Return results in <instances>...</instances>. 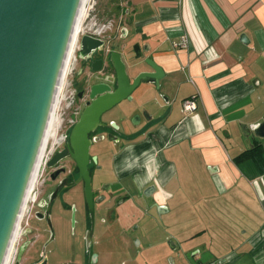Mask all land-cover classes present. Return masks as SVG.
I'll return each mask as SVG.
<instances>
[{
  "label": "crops",
  "instance_id": "0c3cea01",
  "mask_svg": "<svg viewBox=\"0 0 264 264\" xmlns=\"http://www.w3.org/2000/svg\"><path fill=\"white\" fill-rule=\"evenodd\" d=\"M123 27L166 78L159 91L143 85L133 94L134 111L106 114L118 128L102 135L119 142L93 150L110 173L104 183L124 199L120 235L135 228L149 237L178 216L170 264H264V138L252 130L264 122V0H123ZM133 56L125 53L128 66ZM192 98L197 108L185 113ZM114 232H100L110 247L98 241L97 264L131 249L127 235L113 242ZM165 242H139L121 264H169ZM57 243L66 245L60 230Z\"/></svg>",
  "mask_w": 264,
  "mask_h": 264
},
{
  "label": "water",
  "instance_id": "95a60500",
  "mask_svg": "<svg viewBox=\"0 0 264 264\" xmlns=\"http://www.w3.org/2000/svg\"><path fill=\"white\" fill-rule=\"evenodd\" d=\"M83 0H0V264H6L15 240L27 195L38 170L59 89L64 78ZM129 37L122 29L121 39ZM112 50L101 39L83 36L80 57L91 60L99 53V65L92 66L85 84L90 101L70 136L68 149L49 163L54 167L71 156L85 184L86 204L94 211V194L89 171L91 134L99 129L118 128L105 123L106 114L120 107L122 114L134 111L133 94L143 85L160 90L166 78L163 68L141 43ZM245 41L246 36H242ZM128 51V52H127ZM125 53L133 54L131 64ZM139 115L135 118L139 120ZM264 138V122L252 129ZM105 137H94L95 143ZM109 141L118 142L112 135ZM155 187L149 189V193ZM159 211L165 206L157 205ZM92 232L87 237L92 242Z\"/></svg>",
  "mask_w": 264,
  "mask_h": 264
},
{
  "label": "flooded vegetation",
  "instance_id": "af4514ba",
  "mask_svg": "<svg viewBox=\"0 0 264 264\" xmlns=\"http://www.w3.org/2000/svg\"><path fill=\"white\" fill-rule=\"evenodd\" d=\"M81 23L66 64L64 78L55 106L54 122L51 126L49 125L50 130H48L47 141L41 155L40 164L6 264H50V253H55L59 256L61 251L57 245L58 230L61 227L59 223H62L66 214H70L71 216L73 215L74 224L76 225L78 209L75 200L79 196L83 197L86 210L89 215H92L93 219L94 211L91 212L89 210L85 200V184L83 181L78 182L80 174L76 162L69 156L59 161L54 167H49V163L57 153L65 149H68L69 155L71 154L70 136L72 130L80 119L87 103L90 101L85 80L90 75L92 66L101 59V56L99 53H96L92 56L91 60H84L80 57L79 51L83 36L89 35L101 39L112 50L119 51L112 46V40L116 34L118 38H121L124 27L120 28L119 26L117 33L113 30L115 26L111 25L106 31L99 29L81 34ZM128 32L130 36V31ZM98 65V63L95 64L96 67ZM65 88L67 91L64 97L66 104L62 116L58 118L56 110L61 102L62 91ZM102 132L103 130L99 129L95 134L90 135L92 145L90 147L91 161L89 171L94 194V209L96 205L100 207L104 206L105 209L111 212L112 220H114L117 214L116 210L124 202V199L118 198L111 184L104 183L103 178L108 177L110 173L106 170L103 171L97 159L93 156V150L97 144L93 138L105 137L104 140H108V136L102 135ZM51 184L53 185V190L45 198L44 187ZM57 202L58 204L55 206ZM33 221L45 223L47 227L42 230L40 227H36ZM49 226L50 228H48ZM54 243L56 245L55 248L49 249ZM93 259H95V263L97 264L98 255L93 257L91 254L89 256L90 263Z\"/></svg>",
  "mask_w": 264,
  "mask_h": 264
},
{
  "label": "rangeland",
  "instance_id": "374dc122",
  "mask_svg": "<svg viewBox=\"0 0 264 264\" xmlns=\"http://www.w3.org/2000/svg\"><path fill=\"white\" fill-rule=\"evenodd\" d=\"M122 8H123V0H88L86 3V10L85 16L81 23V34L87 32L101 30H107L111 25H114V32L117 33L118 26H120L121 22V15H122ZM132 35H130L127 39L118 38V35L114 37L112 40V46L114 49L121 50L122 46L127 45L130 43ZM70 78V76H69ZM68 78V79H69ZM67 94L66 88L62 91L61 94V102L56 110V116L60 118L63 113V109L66 104V100L64 99L65 95ZM45 195L44 197L47 198V194L53 190V185H48L44 187ZM82 196V195H81ZM58 202L55 204V206ZM75 204L77 206V223L74 224L73 215L66 214L65 218L62 220V223H59L61 238L63 242H65V246H61L59 256L57 254H49L50 257V264H62V263H71V264H89V256L92 254L93 257L99 255L100 247L97 245L98 241L101 239L99 237L100 232L109 229L110 227L114 228L113 234V242L119 239H122V236L128 238L129 242L131 243V249L126 251H122L120 253H114L109 256L110 261L108 264H121L129 261V259L134 258L136 256L137 248L139 242H143L144 244H149V242L154 243L160 240H166L164 243L163 248L159 249L161 252L164 250L165 256H172V257H165L167 262L170 264L171 259L178 258V250L173 251L171 249V244L169 241H174L178 243V232L180 231V226L178 227V216L177 217H165L160 221V230L156 232H152L149 237L143 235L142 231L133 228L130 232H127L126 235H120L122 231L120 229L119 224H115L114 220H112L111 212L104 208V206L100 207L96 205L94 209L93 219L92 215H89L83 197L76 198ZM190 221L188 217H186ZM182 220V217H180ZM33 224L36 227H40L42 230L47 227L45 223H39L33 221ZM113 224L116 226L114 227ZM177 224V225H175ZM118 225V226H117ZM118 227V228H117ZM50 228V226L48 227ZM120 231V232H119ZM165 231L166 233L164 234ZM92 234V242L91 245L88 246L87 237L90 233ZM46 235V234H44ZM168 236V237H167ZM99 242H103L104 247L108 253V246L107 240H100ZM55 243L50 246L49 249H53ZM111 252V250H109ZM55 254V256H54ZM109 254V253H108ZM116 254V255H115ZM146 255H149L146 253ZM112 260V261H111ZM90 264H96L95 259L92 260Z\"/></svg>",
  "mask_w": 264,
  "mask_h": 264
},
{
  "label": "bare ground",
  "instance_id": "6f19581e",
  "mask_svg": "<svg viewBox=\"0 0 264 264\" xmlns=\"http://www.w3.org/2000/svg\"><path fill=\"white\" fill-rule=\"evenodd\" d=\"M87 1H88V0H83L82 7H81V9H80V11H79L78 20H77V24H76V31H75V35H74V39H73V42H72V46H71L70 52H71L72 47H73V45H74V41H75V38H76V36H77V32H78V29H79L80 22L82 21V19H83V17H84L85 10H86V3H87ZM70 52H69V55H70ZM67 61H68V60H67ZM64 72H65V71H64ZM60 88H61V86H60ZM59 91H60V89H59ZM54 115H55V113H54ZM53 122H54V117L51 118L49 125L51 126V125L53 124ZM48 130H50V129L48 128ZM48 132H49V131H47V136H48ZM47 136H46V141H47ZM35 176H36V174H35ZM35 176H34V178H33V181H32L31 187H30V189H29V192H30V190H31V188H32V185H33V183H34ZM29 192H28V195H29ZM28 195H27V198H28ZM26 201H27V199H26ZM25 205H26V204H25ZM23 212H24V210H23ZM18 226H19V224H18ZM17 231H18V229H17ZM16 234H17V233H16ZM13 242H14V241H13ZM12 245H13V244H12ZM9 254H10V252H9Z\"/></svg>",
  "mask_w": 264,
  "mask_h": 264
},
{
  "label": "built area",
  "instance_id": "2783aa9c",
  "mask_svg": "<svg viewBox=\"0 0 264 264\" xmlns=\"http://www.w3.org/2000/svg\"><path fill=\"white\" fill-rule=\"evenodd\" d=\"M196 98L188 99L183 103V109L185 113H192L196 110Z\"/></svg>",
  "mask_w": 264,
  "mask_h": 264
},
{
  "label": "trees",
  "instance_id": "16d2710c",
  "mask_svg": "<svg viewBox=\"0 0 264 264\" xmlns=\"http://www.w3.org/2000/svg\"><path fill=\"white\" fill-rule=\"evenodd\" d=\"M250 153H251V151H250ZM247 155H249V153H245V154H243L242 156L245 157V156H247Z\"/></svg>",
  "mask_w": 264,
  "mask_h": 264
}]
</instances>
